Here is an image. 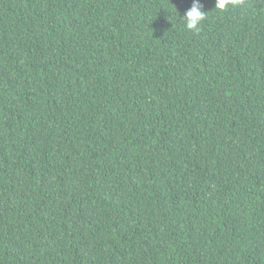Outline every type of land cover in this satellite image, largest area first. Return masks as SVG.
Masks as SVG:
<instances>
[{"label": "trees", "instance_id": "1", "mask_svg": "<svg viewBox=\"0 0 264 264\" xmlns=\"http://www.w3.org/2000/svg\"><path fill=\"white\" fill-rule=\"evenodd\" d=\"M0 0V264H264V0Z\"/></svg>", "mask_w": 264, "mask_h": 264}, {"label": "clouds", "instance_id": "2", "mask_svg": "<svg viewBox=\"0 0 264 264\" xmlns=\"http://www.w3.org/2000/svg\"><path fill=\"white\" fill-rule=\"evenodd\" d=\"M242 0H216L215 8L220 11L227 10L230 6H235L241 3ZM206 14L202 11V4L200 0H193L192 7L186 12L185 26L189 30H199L201 22L205 19Z\"/></svg>", "mask_w": 264, "mask_h": 264}]
</instances>
